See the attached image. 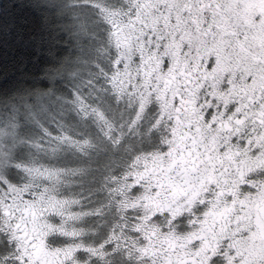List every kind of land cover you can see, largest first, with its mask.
<instances>
[{"label":"snow or ice","instance_id":"obj_1","mask_svg":"<svg viewBox=\"0 0 264 264\" xmlns=\"http://www.w3.org/2000/svg\"><path fill=\"white\" fill-rule=\"evenodd\" d=\"M0 264H264V0L0 3Z\"/></svg>","mask_w":264,"mask_h":264},{"label":"trees","instance_id":"obj_2","mask_svg":"<svg viewBox=\"0 0 264 264\" xmlns=\"http://www.w3.org/2000/svg\"><path fill=\"white\" fill-rule=\"evenodd\" d=\"M4 2V0H0V3H3Z\"/></svg>","mask_w":264,"mask_h":264}]
</instances>
